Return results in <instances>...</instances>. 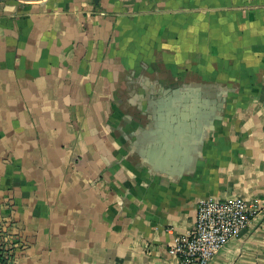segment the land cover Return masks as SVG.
Returning a JSON list of instances; mask_svg holds the SVG:
<instances>
[{
  "label": "crops",
  "instance_id": "crops-1",
  "mask_svg": "<svg viewBox=\"0 0 264 264\" xmlns=\"http://www.w3.org/2000/svg\"><path fill=\"white\" fill-rule=\"evenodd\" d=\"M237 197L261 211L210 264H264V0H0L9 264H181Z\"/></svg>",
  "mask_w": 264,
  "mask_h": 264
},
{
  "label": "built area",
  "instance_id": "built-area-1",
  "mask_svg": "<svg viewBox=\"0 0 264 264\" xmlns=\"http://www.w3.org/2000/svg\"><path fill=\"white\" fill-rule=\"evenodd\" d=\"M261 207L260 202L243 197L202 201L198 205L196 224L176 239L171 253L181 264H210L232 239L250 226ZM17 245L12 227L0 225V251L7 264L13 260Z\"/></svg>",
  "mask_w": 264,
  "mask_h": 264
},
{
  "label": "trees",
  "instance_id": "trees-1",
  "mask_svg": "<svg viewBox=\"0 0 264 264\" xmlns=\"http://www.w3.org/2000/svg\"><path fill=\"white\" fill-rule=\"evenodd\" d=\"M7 262H8V261L6 260L3 251H0V263H1V264H7Z\"/></svg>",
  "mask_w": 264,
  "mask_h": 264
},
{
  "label": "water",
  "instance_id": "water-1",
  "mask_svg": "<svg viewBox=\"0 0 264 264\" xmlns=\"http://www.w3.org/2000/svg\"><path fill=\"white\" fill-rule=\"evenodd\" d=\"M95 1H97V0H95Z\"/></svg>",
  "mask_w": 264,
  "mask_h": 264
}]
</instances>
